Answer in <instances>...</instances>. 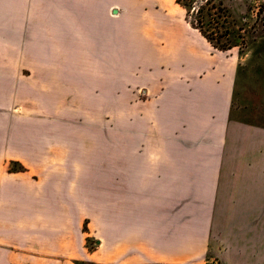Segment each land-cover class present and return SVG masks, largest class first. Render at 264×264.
I'll return each instance as SVG.
<instances>
[{"label": "crops", "instance_id": "1", "mask_svg": "<svg viewBox=\"0 0 264 264\" xmlns=\"http://www.w3.org/2000/svg\"><path fill=\"white\" fill-rule=\"evenodd\" d=\"M3 1L0 264H207L214 241L227 242L237 264L260 263L264 128L232 118L237 56L168 14L133 19L129 44L113 33L119 58L132 50L140 76L133 100L119 103L117 153L99 172L93 133L78 130L103 135L105 127L76 91L78 67L86 81L88 67L105 64L95 61L105 50V10L79 13L89 0H75L77 11L56 10L31 30L24 25L37 11ZM14 162L25 171H9ZM100 194L105 206L95 204ZM104 208L105 221H78V211Z\"/></svg>", "mask_w": 264, "mask_h": 264}, {"label": "rangeland", "instance_id": "2", "mask_svg": "<svg viewBox=\"0 0 264 264\" xmlns=\"http://www.w3.org/2000/svg\"><path fill=\"white\" fill-rule=\"evenodd\" d=\"M74 1L25 0L24 9L29 8L31 11H37L38 16L35 13L32 14L33 17L26 19L28 24L24 26L34 30V25H37L38 22L49 19L54 21L55 18H47V14L56 10H72L73 12L79 10V13H82L91 10V6L93 11L105 10V50L103 56L95 60L105 62V64L88 67V70H92L94 73L92 80L89 76L87 77L89 81H85L86 75L83 73L85 71L82 72V67H78L77 82L79 87L76 91L79 98L86 96L89 109L94 108L93 121L96 124H103L105 127V137L104 134L102 135V130H78L79 133H93V141L99 148L98 154H95V159L98 160L94 162L97 171L104 172L105 164L108 163L105 159L111 158L117 153L119 103L121 100L126 102L133 100L134 79L140 76L138 70L140 67L136 69L134 66L132 50H122L123 56L119 58L118 45L121 44H118L117 36L113 33L120 32L124 36L127 34L125 41L127 44L129 41L131 43L128 33L134 31L133 19L134 21L139 18L144 19L150 13L151 15L152 13L168 14L174 19H181L180 22L183 24L185 22L191 27L197 26L216 47L237 45L231 50H220L224 54L232 52L238 58L237 86L233 105L235 110L232 118L264 128V0H181L182 4L180 5L177 0H89L87 4L81 6L78 2L77 10L73 7ZM4 2H0V6L6 4ZM4 6L2 8H5ZM200 7L202 9L198 11ZM131 11H138L140 14L137 15L140 17L137 18L135 15V18L127 17L128 12ZM44 15H47L46 18ZM49 15L53 16V14ZM122 15L126 16L123 18L125 20L123 24L116 20V17ZM118 25L121 27L118 28ZM31 68L37 70L38 67ZM61 69L76 77L74 67L63 66ZM78 106L80 107V105ZM88 115L90 117V114ZM81 121L84 120L79 119V122ZM81 164L84 165V163ZM9 171L23 172L25 168L14 162L9 164ZM95 200H97L95 201L96 205L105 206L103 203L105 194L97 195ZM86 213L91 214L89 219L83 216ZM78 214V221H105V208L78 211ZM262 226L264 227V221L255 223V228L257 227L260 236L264 234ZM82 230L87 232L86 222ZM254 240L255 250L261 245L260 250L254 251V257L261 259L258 264H264V238L259 240L255 234ZM220 242L214 241L211 244L207 264H237L240 259L233 255L234 251L228 248L227 242L219 244ZM96 246L95 240L86 238V247L89 251H93ZM243 264H255V262L246 259Z\"/></svg>", "mask_w": 264, "mask_h": 264}, {"label": "trees", "instance_id": "3", "mask_svg": "<svg viewBox=\"0 0 264 264\" xmlns=\"http://www.w3.org/2000/svg\"><path fill=\"white\" fill-rule=\"evenodd\" d=\"M177 3L180 5V4H182L181 3V0H177ZM184 6V5H183ZM185 7V6H184ZM202 9V7H200L199 9H198V11L199 10H201ZM193 25V24H192ZM193 27L195 28V29H197L199 32H200V34L210 43V45L214 48V49H217V50H221V51H224V50H231L232 48H234V47H236L237 45H226V46H224V45H222V46H215V45H212L211 44V40H210V38L209 37H207L201 30H200V28H198L197 26H194L193 25ZM75 264H86L85 262H76ZM87 264H93V263H87Z\"/></svg>", "mask_w": 264, "mask_h": 264}]
</instances>
